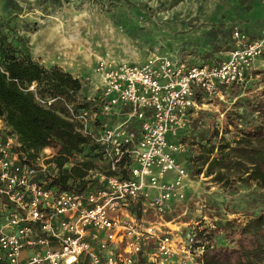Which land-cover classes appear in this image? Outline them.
<instances>
[{"label": "built area", "instance_id": "obj_1", "mask_svg": "<svg viewBox=\"0 0 264 264\" xmlns=\"http://www.w3.org/2000/svg\"><path fill=\"white\" fill-rule=\"evenodd\" d=\"M257 1L264 7V0ZM231 37L226 56L212 62L170 54L142 62L100 57L92 68L98 81L87 77L82 83L94 86V94L81 104L37 97L41 104L61 102L65 117L99 145L107 165L89 169L96 181L85 189L52 184L58 169L51 148L28 158L0 119V264H139L141 258L176 263L174 234L161 229L160 219L144 215L153 211L162 218L184 198L187 171L178 155L186 148L179 137L201 99L242 87L264 56V23L256 37L240 28ZM80 159L73 154L65 165ZM204 246L200 242L193 250L200 256Z\"/></svg>", "mask_w": 264, "mask_h": 264}, {"label": "rangeland", "instance_id": "obj_2", "mask_svg": "<svg viewBox=\"0 0 264 264\" xmlns=\"http://www.w3.org/2000/svg\"><path fill=\"white\" fill-rule=\"evenodd\" d=\"M0 23V29L10 24L13 36L27 39L30 52L32 47L47 45L51 54L56 51V60L70 52L83 83L92 77L100 57L131 62H142L153 54L175 55L189 62L224 57L234 45L231 34L235 28L252 38L259 34L264 7L257 0H0ZM43 37L50 38L49 42ZM263 88L264 56L255 61L242 87H228L221 97L201 99L186 132V154H179L178 161L185 167L186 157L198 152L189 140L204 142L202 135L223 152L237 146L241 129L257 119L245 99ZM93 94L94 86H84L77 94L78 103ZM54 106L62 104L55 102ZM239 114L242 118L235 127L229 118ZM252 144L260 147L264 142ZM233 162L232 167L222 169V177L194 175L186 169L184 198L162 218L153 211L144 215L148 220L160 219L161 229L174 234L178 246L174 264H200L193 249L195 244L208 242V232L229 220L243 224L264 210V187L247 178V158L235 156ZM198 231L207 237L194 236L190 241V233ZM212 242L230 244L222 230Z\"/></svg>", "mask_w": 264, "mask_h": 264}, {"label": "trees", "instance_id": "obj_3", "mask_svg": "<svg viewBox=\"0 0 264 264\" xmlns=\"http://www.w3.org/2000/svg\"><path fill=\"white\" fill-rule=\"evenodd\" d=\"M2 26V24L0 23ZM8 25V26H7ZM7 32H3V29ZM0 29V119L8 124L17 134L22 148L28 158H33L44 147H50L53 161L58 169L52 177V184L64 189L82 190L93 183L88 174L89 169L98 165L106 167V162L99 151V145L91 143L77 127L63 114V108L54 104H41L37 97L47 100L52 97H62L76 104L77 94L82 90L80 78L57 65L45 67L39 63L26 46V40L17 38L13 27L6 24ZM14 39L19 42H15ZM205 59L199 62L218 61ZM33 85L34 89L29 87ZM231 85L230 87H235ZM239 87V86H238ZM246 106L257 114L256 122L241 129L242 138L237 146L229 147L227 151L219 149L210 137L202 135L204 142L193 139L190 144L197 147L198 152L187 156L185 167L192 174H214L222 177V169L232 167L235 156H245L247 178L258 182L264 187V145L257 147L253 142H264V88L259 94L245 99ZM242 116L229 118V123L237 126V120ZM187 134L179 139L186 142ZM184 155L186 151L183 152ZM73 154H79L80 160L71 166H66ZM90 178V179H89ZM136 215L140 216L137 206ZM223 231L230 244L213 243V237ZM195 232V239L200 236L208 238L204 251L198 257L201 264H264V210L255 214L243 224H235L229 220L222 227L208 232ZM198 245V244H195ZM139 264L145 263L141 258Z\"/></svg>", "mask_w": 264, "mask_h": 264}, {"label": "crops", "instance_id": "obj_4", "mask_svg": "<svg viewBox=\"0 0 264 264\" xmlns=\"http://www.w3.org/2000/svg\"><path fill=\"white\" fill-rule=\"evenodd\" d=\"M43 39H47V38L43 37ZM49 40L50 38L47 39V42H49ZM52 52L53 53L51 54V51L49 50V47L47 45L40 46L37 48L36 47L31 48V55L33 56V58H35L39 63H41L45 67L57 65L61 67L63 70L71 73L73 76L80 78L79 74H76L77 73L76 69L77 67H79L77 60L72 58L70 52L69 53L66 52V55L64 56V58H61V60L60 59L56 60L55 50H52ZM91 76H92L91 80L96 83L98 81L97 76H95L93 73L91 74Z\"/></svg>", "mask_w": 264, "mask_h": 264}]
</instances>
